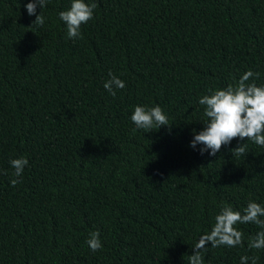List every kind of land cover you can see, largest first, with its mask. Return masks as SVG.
Segmentation results:
<instances>
[{
	"label": "trees",
	"instance_id": "16d2710c",
	"mask_svg": "<svg viewBox=\"0 0 264 264\" xmlns=\"http://www.w3.org/2000/svg\"><path fill=\"white\" fill-rule=\"evenodd\" d=\"M28 2L0 0V264H188L222 204L264 206V147L190 146L201 96L249 69L264 84V0H86L98 6L76 39L59 18L71 0L37 7L43 26ZM109 71L126 84L115 96ZM137 105H159L170 126L137 129ZM240 143L247 154L232 155ZM237 227L243 247L209 244L205 264H264L248 248L262 229Z\"/></svg>",
	"mask_w": 264,
	"mask_h": 264
},
{
	"label": "clouds",
	"instance_id": "9594fccd",
	"mask_svg": "<svg viewBox=\"0 0 264 264\" xmlns=\"http://www.w3.org/2000/svg\"><path fill=\"white\" fill-rule=\"evenodd\" d=\"M47 0H29L25 5L28 15H35L32 23L43 26L45 17L39 11L46 6ZM97 3L86 2V0H71L67 10L59 12V18L64 22L67 29V36L71 39L81 37V25L86 24L93 18L94 9ZM109 79L103 87L110 95H116V89H124L126 84L111 71ZM250 78H259V73L251 69L245 71L235 84H229L225 88L209 90L210 94L199 98L198 103L204 106V116L208 119L203 122L204 127L200 131L193 130V139L190 146L195 149L197 144L202 145L199 149L203 154L215 156L225 145L233 139L251 140L255 144L264 147V84L257 85L249 82ZM131 121L137 129H144L146 132L157 130L160 126H170L168 117L159 105L147 107L137 105L130 116ZM247 144L240 143L230 149L232 155L245 156ZM26 157L21 156L10 160L13 167L14 177H21L24 168L28 165ZM20 181L11 179L10 183L15 186ZM264 206L249 201L243 211L234 209L230 204H222L219 213L215 216V222L210 231L200 235L188 257V264H205L204 255L207 246L213 248L226 246L234 248L243 247L244 233L237 227L238 224L253 223L261 231L248 237L249 249H264ZM99 230L89 233L87 244L92 251H98L102 247ZM257 257L248 255L240 256V264H257Z\"/></svg>",
	"mask_w": 264,
	"mask_h": 264
}]
</instances>
